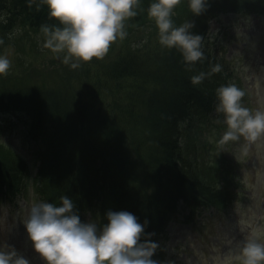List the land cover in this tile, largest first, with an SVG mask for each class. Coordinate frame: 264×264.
Wrapping results in <instances>:
<instances>
[{
	"label": "trees",
	"instance_id": "trees-1",
	"mask_svg": "<svg viewBox=\"0 0 264 264\" xmlns=\"http://www.w3.org/2000/svg\"><path fill=\"white\" fill-rule=\"evenodd\" d=\"M152 2L139 0L132 19ZM228 12L245 22L251 17L264 22V0H211L204 12L187 18L194 25L190 31L203 37V60L188 64L179 49L164 47L150 60L125 63L127 71L140 69L149 81L127 88V97L119 88V116L80 90L1 87L0 135L18 138L19 148L34 162L35 194L56 206L67 195L81 220L91 215L107 223L109 210L131 212L140 223L147 221L141 241L156 244L168 222L183 211L189 217L201 207L230 206L235 192L221 179L203 176L186 154L195 144L182 142L194 119L206 121L220 113L217 89L232 84V68L215 53L208 36L209 21ZM19 23L33 29L60 26L44 0H0V31ZM217 65L220 71L213 72ZM201 72L203 81L194 85L191 78ZM126 125L137 128L126 130ZM28 177L25 157L0 152L1 200L25 191ZM152 258L162 264L156 252Z\"/></svg>",
	"mask_w": 264,
	"mask_h": 264
},
{
	"label": "rangeland",
	"instance_id": "rangeland-1",
	"mask_svg": "<svg viewBox=\"0 0 264 264\" xmlns=\"http://www.w3.org/2000/svg\"><path fill=\"white\" fill-rule=\"evenodd\" d=\"M188 4L189 0H181L175 8L172 16L175 26L192 14ZM225 26L211 22L210 43L215 33H224ZM124 30L127 33L125 38H117L103 59L80 61L79 66L73 68L71 64L74 61L64 62L65 53H54L44 47L46 36L42 29L20 23L5 28L0 31V56H6L11 61V67L6 75H0V88L37 85L57 87L68 92L80 90L82 96L89 94V99L100 106L106 103L105 108L119 116L122 111L119 88H124L127 97V88L133 89L149 81L144 79L140 69L137 74L127 71L125 63L150 60L149 55L165 47L159 42L157 26L148 12H139L137 19H127ZM229 32L230 40L225 37L223 41L226 47L224 55L239 70L241 90L245 93L241 104L252 112L263 111L264 36L261 34H264V24L259 21L247 26L240 24L230 28ZM130 126L126 125V130L135 131L137 128ZM226 130L222 114L202 127L199 123L186 127L182 142L183 145L184 142L195 144V148H188L186 154L194 159L192 161L203 176L208 180L221 179L223 184L236 190L239 198L226 214L205 210L190 221V217L186 221L183 217L172 220L155 251L162 264H242L241 249L247 241L256 240L264 244V162L260 163L263 154L260 159L251 155L250 160L247 153L240 155L246 140L243 136L221 145L219 141ZM4 136L0 137V152L17 153L28 158L19 148V139L10 138L8 134ZM232 159L236 175L223 164ZM30 163L33 176L34 163L32 160ZM35 203L38 202L31 199L21 201L18 211L12 212L9 220L7 207L0 205V251H16L30 264H45L35 252L24 225ZM86 222L95 223L98 229L105 225L89 219Z\"/></svg>",
	"mask_w": 264,
	"mask_h": 264
},
{
	"label": "clouds",
	"instance_id": "clouds-1",
	"mask_svg": "<svg viewBox=\"0 0 264 264\" xmlns=\"http://www.w3.org/2000/svg\"><path fill=\"white\" fill-rule=\"evenodd\" d=\"M49 15L60 26H42L46 36L44 47L54 53H65L64 62H90L103 59L117 38L123 39L125 21L137 15L139 0H44ZM181 0H154L148 7V16L155 21L159 42L167 48L181 51L188 64L203 60V37L193 34L194 26L187 21L179 26L172 19ZM192 14L200 15L207 8V0H189ZM11 61L0 56V75H6ZM220 71L219 65L212 69ZM205 73L193 76L191 82L199 84ZM244 92L235 84L217 89V111L224 114L227 130L219 143L227 144L243 136L256 141L264 135V112L242 106ZM62 204L40 202L31 206L24 223L36 253L45 264H158L152 257L158 245L150 240L141 241L145 225L128 211L106 213L107 223L98 229L95 223L82 222L74 210L73 200L60 197ZM242 264H262L264 244L247 241L241 249ZM0 264H30L16 251H0Z\"/></svg>",
	"mask_w": 264,
	"mask_h": 264
},
{
	"label": "bare ground",
	"instance_id": "bare-ground-1",
	"mask_svg": "<svg viewBox=\"0 0 264 264\" xmlns=\"http://www.w3.org/2000/svg\"><path fill=\"white\" fill-rule=\"evenodd\" d=\"M148 10H146L147 12ZM224 16L229 19L232 22H238L240 21V15L238 13H232V12H228V13H224Z\"/></svg>",
	"mask_w": 264,
	"mask_h": 264
}]
</instances>
